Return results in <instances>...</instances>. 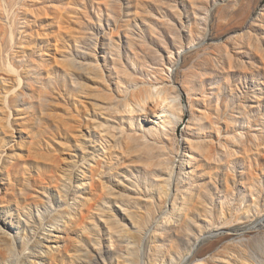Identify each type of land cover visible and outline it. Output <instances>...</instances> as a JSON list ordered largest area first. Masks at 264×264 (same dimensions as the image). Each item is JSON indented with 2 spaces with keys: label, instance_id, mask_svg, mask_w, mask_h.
Masks as SVG:
<instances>
[{
  "label": "rangeland",
  "instance_id": "1",
  "mask_svg": "<svg viewBox=\"0 0 264 264\" xmlns=\"http://www.w3.org/2000/svg\"><path fill=\"white\" fill-rule=\"evenodd\" d=\"M0 226L11 264H264V0H0Z\"/></svg>",
  "mask_w": 264,
  "mask_h": 264
},
{
  "label": "bare ground",
  "instance_id": "2",
  "mask_svg": "<svg viewBox=\"0 0 264 264\" xmlns=\"http://www.w3.org/2000/svg\"><path fill=\"white\" fill-rule=\"evenodd\" d=\"M167 112H168L167 107L163 106V109L160 111V113L158 115H156L155 120L165 119L167 116ZM167 207H170V204H168V202H167ZM11 229H13V228L11 227ZM60 232H61L60 230L59 231L57 230L58 234ZM6 240L13 241V239H11L10 236L8 235L7 230L4 229L2 226H0V264H11V262H12V253L7 246H4V242ZM200 243H201V240L195 244L194 248L197 249V247L200 245ZM192 253H190L186 257L184 264H186L193 257L194 254H192Z\"/></svg>",
  "mask_w": 264,
  "mask_h": 264
}]
</instances>
